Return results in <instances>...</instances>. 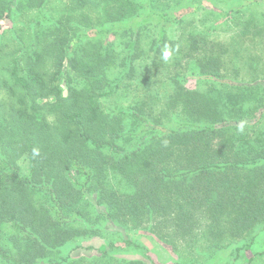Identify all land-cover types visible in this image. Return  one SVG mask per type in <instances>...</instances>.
Wrapping results in <instances>:
<instances>
[{
	"label": "trees",
	"instance_id": "trees-1",
	"mask_svg": "<svg viewBox=\"0 0 264 264\" xmlns=\"http://www.w3.org/2000/svg\"><path fill=\"white\" fill-rule=\"evenodd\" d=\"M12 1L0 0V20L11 16ZM45 1L33 41L20 46L26 61L12 58L3 80L0 241L9 223L24 250L15 255L0 243V258L154 264L136 239L120 231L123 245L109 239L108 224L141 231L175 254L180 242L195 253L233 244L235 260L250 250L264 229V88L227 79V47L193 26L183 32L184 14L167 20L169 3L69 0L45 18ZM152 18L169 26L156 34ZM46 55L49 72L39 66ZM191 78L195 89L186 85ZM93 237L108 238L107 247L70 258ZM130 248L141 257L116 255ZM173 264L198 263L177 256Z\"/></svg>",
	"mask_w": 264,
	"mask_h": 264
},
{
	"label": "rangeland",
	"instance_id": "rangeland-1",
	"mask_svg": "<svg viewBox=\"0 0 264 264\" xmlns=\"http://www.w3.org/2000/svg\"><path fill=\"white\" fill-rule=\"evenodd\" d=\"M40 0H13L11 3V16L0 20V122H3L2 112L7 110L8 96L3 86V80L7 77L9 64L14 57H19L21 61H26L27 53L20 47H27L34 39L36 26L35 15L38 12V2ZM69 0H46L41 9L45 18L49 14L57 16L62 9L68 6ZM162 3H169L170 11L167 20L184 14L182 31L186 32V26L190 25L194 32L207 35L212 40L223 43L227 47L226 71L227 79L233 84H244L246 86H258L264 88V0H165ZM198 8L194 14H189L192 10ZM45 12V14H44ZM33 20V21H32ZM46 20V19H45ZM163 18H152L151 27L156 29V34L160 33L162 28L169 26V21H162ZM173 24H170L172 27ZM166 31V30H165ZM168 31V29H167ZM16 33V36L14 35ZM170 33V32H169ZM169 35V34H167ZM172 37L178 36L174 33ZM111 34L109 40H113ZM20 48V49H19ZM53 65V58L46 55L45 60L39 63L42 70L49 72ZM237 68V71L234 69ZM237 72V74H236ZM188 88L195 89L196 82L189 79ZM264 110V108L262 109ZM6 116V112L5 115ZM264 123V119H263ZM17 165L22 172L27 169V160L24 155L17 160ZM80 180V176H77ZM109 239L117 240L121 243V238H132L147 247L148 254L154 261V264H173L177 256L182 261L194 260L198 264H264V258L261 261H250L255 254L264 251V229L256 232V238L250 250L242 251L237 260L234 259L235 252L233 244L219 251H211L196 248L195 253L193 245L180 242L177 246V254L171 251L170 246H163L155 239H151L141 231H130L120 229L108 224ZM15 228L7 224L2 228L4 239L0 241L7 250L15 255L22 252L24 242L14 237ZM120 231L119 236L114 232ZM114 233V234H113ZM108 238L93 237L84 241L80 248L70 253L71 259L92 258L95 257L107 247ZM199 254L201 256H199ZM117 256L127 259L140 258L141 253L138 250L130 248L126 251H118ZM0 264H8L0 258ZM35 264H47L46 261L39 260Z\"/></svg>",
	"mask_w": 264,
	"mask_h": 264
},
{
	"label": "clouds",
	"instance_id": "clouds-1",
	"mask_svg": "<svg viewBox=\"0 0 264 264\" xmlns=\"http://www.w3.org/2000/svg\"><path fill=\"white\" fill-rule=\"evenodd\" d=\"M170 56H171V52L170 51L165 50L163 52V58L165 60L169 59ZM32 154H33L34 157L39 156V150L38 149H33V153Z\"/></svg>",
	"mask_w": 264,
	"mask_h": 264
}]
</instances>
